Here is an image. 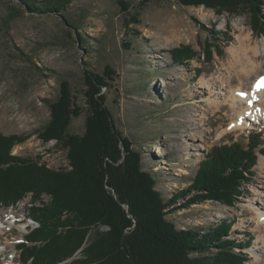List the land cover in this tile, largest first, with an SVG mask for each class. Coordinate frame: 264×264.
Listing matches in <instances>:
<instances>
[{
  "label": "rangeland",
  "instance_id": "1",
  "mask_svg": "<svg viewBox=\"0 0 264 264\" xmlns=\"http://www.w3.org/2000/svg\"><path fill=\"white\" fill-rule=\"evenodd\" d=\"M122 1L129 4V11L121 7ZM13 10L21 15L13 17ZM262 17L264 8L254 16L247 11L220 15L206 7L182 6L176 0H153L142 8L138 0H70L60 14L39 15L17 0H0V132L29 136L14 147L13 157L65 170L67 151L57 141L39 139L51 119L45 100H56L61 82L68 81L83 110L70 132L83 135L89 114L85 73L102 75L112 66L114 81L102 91L106 106L117 128L142 153L143 168L154 174L164 200H172L193 184L198 164L213 147L233 140L247 142L246 124L231 128L239 122L243 106L233 102L229 90V76L239 70L229 50L233 45L240 47L237 38L244 34L250 36L251 45L247 42L246 52H240L238 59L244 62L245 53L253 57L252 48L262 52L264 35L252 28L254 19ZM80 35L83 45L78 42ZM129 44L132 47L127 49ZM181 46H189L197 56L189 67L174 65L169 54ZM208 46L216 52L211 63L206 61ZM260 55L264 61V52ZM223 81L225 85L220 86ZM256 129L264 142V122ZM257 156L254 174L241 184L242 196L234 207L207 200L169 213L167 220L177 229L201 230L228 220L234 223L233 240L246 242L247 234L252 235V244L242 250L248 255L244 264H264V168L259 164L264 155ZM185 200H177L170 209ZM49 201L47 196L44 203ZM30 202L28 198L9 209L0 206V214L8 215L6 226L0 223L4 234L0 250L9 252L7 262L15 258L13 264H23L18 246L35 227L29 219ZM15 220L24 224L15 225Z\"/></svg>",
  "mask_w": 264,
  "mask_h": 264
},
{
  "label": "trees",
  "instance_id": "2",
  "mask_svg": "<svg viewBox=\"0 0 264 264\" xmlns=\"http://www.w3.org/2000/svg\"><path fill=\"white\" fill-rule=\"evenodd\" d=\"M17 1L31 14L39 15L60 14L70 4V0ZM138 1L142 8L153 0ZM176 1L185 7H206L220 15L247 11L254 16L264 8V0ZM120 5L129 11V4L122 1ZM18 15L21 12L13 10L12 16ZM136 16H140L138 11ZM66 23L77 29L73 22ZM252 28L264 35V18L254 19ZM78 40L85 43L82 35ZM206 51V61L211 63L216 52L211 46ZM169 54L174 65L184 67H189L196 56L189 46L171 49ZM85 74L89 114L83 135L70 132L73 120L83 110L68 81L61 82L56 100H45L51 119L39 132V139L44 143L57 141L67 151L65 170L51 169L31 158L13 157L14 147L29 136H4L0 132V206L15 207L31 198L30 217L35 227L18 246L21 263L244 264L248 255L242 250L250 247L252 235L247 234L246 242L233 240L234 223L223 220L208 230L177 229L167 215L207 200L234 207L242 196L241 184L254 174L257 155H264L263 136L249 134L246 144L233 140L213 147L198 164L193 184L166 201L156 188L154 174L144 170L142 153L134 150L131 139L117 128L106 106L102 91L114 81L113 67L107 66L102 75ZM47 196L50 201L45 204ZM179 199L186 200L170 209ZM104 226L109 230L102 231ZM236 249L241 252L237 254Z\"/></svg>",
  "mask_w": 264,
  "mask_h": 264
},
{
  "label": "bare ground",
  "instance_id": "3",
  "mask_svg": "<svg viewBox=\"0 0 264 264\" xmlns=\"http://www.w3.org/2000/svg\"><path fill=\"white\" fill-rule=\"evenodd\" d=\"M237 39L239 40L240 47L237 49L233 45L230 48L229 52H230V54L232 53V56L235 58L234 63L236 64L235 66H239V70L236 74L234 73V74L229 76V77H231V83L229 85V90L231 92V97L233 98V102L235 104H239V105L243 106V114L238 116L239 122L237 121L235 123L234 128H242L245 124L247 125V127H249V126L252 127V124L250 122L253 121V117L255 119L260 118V117L264 119V114H263L264 113V90L257 94L258 101H257L254 108L252 106L250 107L248 105L249 101L251 100L250 99L251 96L249 93H250V90H252V88H253V84H254L253 81H255L258 77H260L259 74L262 71H264V61H263V59H261V55H260L262 52H264V39L262 41L263 42L262 52L258 50L259 49L258 47L252 48L251 50L254 53V56L248 57L247 53H245V56H246L245 59L246 60L244 62L239 60L238 56L241 55L240 52H243V53L246 52V48H247L246 44L248 41L250 42V36L242 34ZM249 42H248V44L251 45ZM237 64H239V65H237ZM224 83L225 82L223 81L219 85L220 86L225 85ZM243 93L245 96L248 95L247 98L244 96L242 97ZM246 113L248 114V116H250V121L246 117L247 116ZM242 117H243V122L241 123L240 119L242 120ZM244 118H245V120H244ZM259 164H261V166L264 168V157L261 156V158L259 160ZM261 190H262V193H264V183L262 185ZM7 221H8V215L6 216V214H0V223L3 224V226L4 225L6 226ZM1 228H3V227H1ZM1 228H0V247L3 244L2 243V237H1V235L3 234L2 233L3 230ZM8 253H9L8 251L1 252V250H0V264H13L15 262V258H13L14 260H12L11 262H7L9 259ZM255 263H257V262H255Z\"/></svg>",
  "mask_w": 264,
  "mask_h": 264
},
{
  "label": "snow or ice",
  "instance_id": "4",
  "mask_svg": "<svg viewBox=\"0 0 264 264\" xmlns=\"http://www.w3.org/2000/svg\"><path fill=\"white\" fill-rule=\"evenodd\" d=\"M260 86H261V87H264V80H261V82H260Z\"/></svg>",
  "mask_w": 264,
  "mask_h": 264
}]
</instances>
